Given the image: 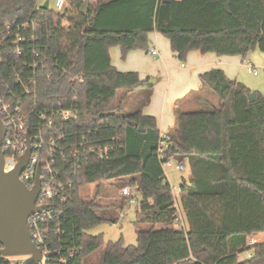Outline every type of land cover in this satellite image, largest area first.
Masks as SVG:
<instances>
[{
  "label": "trees",
  "instance_id": "16d2710c",
  "mask_svg": "<svg viewBox=\"0 0 264 264\" xmlns=\"http://www.w3.org/2000/svg\"><path fill=\"white\" fill-rule=\"evenodd\" d=\"M67 2L69 9L61 13L43 9L38 0H0V31L8 22L35 25L21 56L0 47V96L14 92L27 133L41 135L43 150L52 139L66 148L55 164L59 179L72 186L66 202L54 204L62 215L48 225L45 264H264V242L247 240L264 234V93L249 103L244 84L221 69L206 71L199 76L201 89L187 99L206 89L216 95L217 106L188 112L176 107L172 130L160 137L155 119L142 113L151 98L149 81L117 71L109 56L113 47L122 59L148 51L153 32L168 40L181 63L192 51L242 58L264 52V0H99L83 15L82 0ZM33 64L43 65L50 78L36 70V94L24 96L12 75H30ZM74 76L80 81L70 83ZM59 106L75 107L76 120L54 119L50 128L36 130L38 115ZM161 142L167 145L162 159ZM108 144L114 149L106 157L89 151ZM75 149V157H69ZM167 160L188 164L189 178L178 192L186 232L172 226ZM108 181L121 189L135 185L142 196L134 222L136 245L88 234L115 219L80 190ZM117 203L124 206L125 200ZM243 251L251 254L241 262ZM0 264L10 263L0 255Z\"/></svg>",
  "mask_w": 264,
  "mask_h": 264
},
{
  "label": "built area",
  "instance_id": "2783aa9c",
  "mask_svg": "<svg viewBox=\"0 0 264 264\" xmlns=\"http://www.w3.org/2000/svg\"><path fill=\"white\" fill-rule=\"evenodd\" d=\"M64 4V0H55V11L62 12ZM34 27L35 25L31 21H26L21 24L15 22L6 23L3 26L2 31H0V47L2 52L4 53V50L8 48L7 51L12 55L21 56L23 54V45L31 42L34 38V35L32 34ZM3 53L0 52V62L3 59ZM149 54L152 57L159 56V52L156 48L149 50ZM31 67L32 73L30 75H24L21 72L14 73L12 77L15 78L16 84L21 87L22 95L34 97L36 94L35 87L37 85L35 71L40 69L46 78H50V73L45 72L46 69L43 65L38 66L33 64ZM59 67L64 73L66 72V69L63 66ZM261 67L264 70V64ZM246 71L250 75L258 74L257 67L252 64L246 65ZM75 81H80V78L74 76L70 80V83ZM73 99L76 100V91L73 92ZM20 103V100L16 99L12 90L8 89L3 96H0V119L6 129L5 138L1 144V150L4 154L3 171L8 174L16 168L19 158L26 152V138L28 137L31 155L26 169L19 176V180L23 182L26 187L31 189L36 183L35 177L37 170H39L40 193L36 205L38 207H43V210L39 213H34V215L28 218L27 227L30 231L32 242L41 250V260L39 264H45V259L50 253L48 246L46 245V237L49 233L48 225L52 222L54 217L62 215V213L54 208V204L66 202V192L71 189L72 185L71 183H65L59 179L60 172L57 170L55 164V156L62 154L64 149H66L65 146L60 142L57 144L52 139L46 145L47 150H43V140H41V135L35 134L30 137L27 133V128L23 121L24 117L22 116L19 107ZM38 116L39 122L35 126V129L40 131L42 128H50L53 125L54 119H59L62 122H71L76 120L78 115L75 107L63 108L59 106L57 108L53 107L49 110L42 111ZM63 139L64 137H61L60 141H63ZM159 145L158 152L160 154V159H162V153L167 148V145L164 142H161ZM113 149L114 145L108 144L104 147L92 146L89 151L95 153L99 158H103ZM75 155L76 149L70 152L69 157H75ZM170 163V160H167L163 163V166L171 167ZM184 169L185 167L181 163H178L175 166L176 171L183 172ZM120 195L124 198L127 197L129 202L134 203L136 207L142 199V196L139 194L135 185H125V187L121 189ZM173 198L175 218L172 226L179 231L186 232L188 226L184 212L181 209L180 200L177 201L175 196H173ZM55 229L56 234L61 233L57 226ZM248 244L253 245V242ZM63 261L64 259H61L60 262Z\"/></svg>",
  "mask_w": 264,
  "mask_h": 264
},
{
  "label": "crops",
  "instance_id": "0c3cea01",
  "mask_svg": "<svg viewBox=\"0 0 264 264\" xmlns=\"http://www.w3.org/2000/svg\"><path fill=\"white\" fill-rule=\"evenodd\" d=\"M148 46L149 50L156 48L159 56L152 57L149 50H137L129 52L122 59L120 49L117 47L110 48L109 56L111 65L117 71L135 72L141 80H155L154 85L151 87L150 101L142 108V113L155 119L156 129H158L160 137H165L172 130L175 123L174 110L178 105L177 102L181 101L182 106L187 108L191 102L187 99L190 92L201 89L199 76L204 72L221 69L230 80H237L248 86L243 74L248 56L246 58L240 56L218 57L212 53L201 54L192 51L187 54L185 61L181 63L171 50L168 40L158 32L148 35ZM263 239V233H256V235L247 238L248 243L253 242V244L263 242ZM245 252H247V258L240 260L241 262L250 258L251 253L249 251L241 253Z\"/></svg>",
  "mask_w": 264,
  "mask_h": 264
},
{
  "label": "rangeland",
  "instance_id": "374dc122",
  "mask_svg": "<svg viewBox=\"0 0 264 264\" xmlns=\"http://www.w3.org/2000/svg\"><path fill=\"white\" fill-rule=\"evenodd\" d=\"M88 1L90 2V6H94L99 0ZM45 2H48L49 10L55 11V0H38V3L40 5H43ZM64 2L65 4L62 12L69 9V2H67V0H64ZM64 24L66 25V23ZM247 64L256 66L258 69V74L250 75L247 73L245 68L243 74L244 78H246L248 82V86H246L245 84L244 85L248 87L251 92L263 94L264 70L261 66L264 64V52H261L259 50L252 51L248 55V60L245 62V65ZM189 100H191V102L187 106V108H184L181 103H177L178 111H204L216 107L218 104L216 95L212 94L209 90L206 89H204L201 94H199L198 98H189ZM170 162L171 167L163 166V170L165 172L166 178H168L169 185L171 187V193L176 197L177 201H179L178 187L183 180H188V164H185V169L183 172H179L175 170V166L178 164V162L175 160H170ZM120 192V186L113 183L112 181H108L98 188L96 185H92L80 190V194L82 196H86L90 199L92 197L96 198V201L103 207L102 211L108 219H115V222L101 223L93 226L88 231V234L92 236L100 234L102 235L104 242H114L121 238L125 246L136 245V227H134V222L137 219V207L134 203H130L127 197L124 198L122 195H120ZM122 199L125 200L124 206H120L119 203H117ZM111 204H115V207L111 208ZM146 228L147 227L142 226V229ZM97 256L98 255H95L92 261H94ZM246 256L247 252L243 254L240 253V255H238L239 261L247 258ZM6 259L10 264H22L23 261L28 259V256L13 255L6 257Z\"/></svg>",
  "mask_w": 264,
  "mask_h": 264
},
{
  "label": "water",
  "instance_id": "95a60500",
  "mask_svg": "<svg viewBox=\"0 0 264 264\" xmlns=\"http://www.w3.org/2000/svg\"><path fill=\"white\" fill-rule=\"evenodd\" d=\"M84 4L80 8V14L87 13L90 2L83 0ZM168 3L171 0H162ZM48 2L42 5L43 9H48ZM152 87L155 80H148ZM249 103L255 102L257 94L250 92L247 95ZM6 135V129L0 119V254L4 257L13 255H25L28 259L23 264H39L41 260V250L38 249L31 240L30 231L27 227L28 218L34 213H39L43 207L36 205L40 193L39 170L35 177V185L29 189L19 180L20 174L26 169L31 155L30 143L26 138V152L19 158L16 168L10 173H4V154L1 144Z\"/></svg>",
  "mask_w": 264,
  "mask_h": 264
}]
</instances>
